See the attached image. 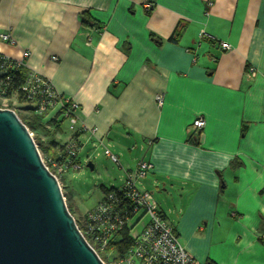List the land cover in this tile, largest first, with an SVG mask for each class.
<instances>
[{
	"label": "crops",
	"instance_id": "1",
	"mask_svg": "<svg viewBox=\"0 0 264 264\" xmlns=\"http://www.w3.org/2000/svg\"><path fill=\"white\" fill-rule=\"evenodd\" d=\"M5 33L14 45L0 38V54L29 52L25 69L97 129L58 143L53 108L43 151L75 137L80 152L109 149L122 171L151 163L142 186L166 194L157 206L197 264H264V0H0Z\"/></svg>",
	"mask_w": 264,
	"mask_h": 264
},
{
	"label": "built area",
	"instance_id": "2",
	"mask_svg": "<svg viewBox=\"0 0 264 264\" xmlns=\"http://www.w3.org/2000/svg\"><path fill=\"white\" fill-rule=\"evenodd\" d=\"M148 7H152V4ZM201 36L206 37L204 33ZM0 38L14 45L9 34H2ZM221 47L223 50L231 49L226 42H222ZM2 56L0 61L2 108L0 109H9L10 102L16 107L15 105L19 103L18 96H22L24 100L22 106H31L39 115H45L51 109L58 107L62 119L69 120V130L72 133L89 131L93 136L96 135V128L79 125V105L60 94L42 75L26 70L23 84L13 88L9 72L25 68L23 59L28 58L29 52H23L21 60ZM248 75L254 77L256 70L250 69ZM8 93L11 94L10 97L7 96ZM156 100L158 105L162 106L164 95H157ZM205 126V119L199 117L193 121L191 128L201 131ZM80 151L81 145L73 137L66 145V155H61L60 151L58 157L47 158V163L42 159L47 169L60 183L66 172L80 169ZM104 154L120 166L118 157L109 149L105 148ZM152 169L151 163L141 161L134 169L124 171V182L117 187L118 191L103 195L98 205L83 217V231H80L97 255L102 253L106 256V262L100 258L105 264H197L181 244L173 226L159 210L153 192L142 186L143 180ZM262 237L264 239V233ZM130 239L131 245L120 256L116 251L117 245L111 243Z\"/></svg>",
	"mask_w": 264,
	"mask_h": 264
},
{
	"label": "water",
	"instance_id": "3",
	"mask_svg": "<svg viewBox=\"0 0 264 264\" xmlns=\"http://www.w3.org/2000/svg\"><path fill=\"white\" fill-rule=\"evenodd\" d=\"M0 264H105L69 212L34 137L9 109H0Z\"/></svg>",
	"mask_w": 264,
	"mask_h": 264
},
{
	"label": "rangeland",
	"instance_id": "4",
	"mask_svg": "<svg viewBox=\"0 0 264 264\" xmlns=\"http://www.w3.org/2000/svg\"><path fill=\"white\" fill-rule=\"evenodd\" d=\"M22 105L23 104L20 105L17 103L15 106L20 107ZM70 132L69 120L65 119L62 130H57L59 135V138H57L58 143L65 142V137H67ZM39 133H41V131H36L34 135ZM31 135L34 137L33 133H31ZM40 154L42 153L40 152ZM79 159L80 169L69 170L64 174L63 180L60 181L62 191L67 195L68 199L72 202L71 194L75 197L74 201L79 207L75 213L76 218H79L81 214H86L98 205L104 195L102 187L111 188L114 185L119 187L124 182V171L107 158L102 149L85 148V150L80 152ZM89 161L94 164L93 170L87 167ZM148 181L149 178L144 180L146 183H148ZM149 190L153 192L155 202L159 207H162L164 205L163 198L166 201V194L164 195L163 192L156 188ZM167 200L169 202L171 201L169 198H167Z\"/></svg>",
	"mask_w": 264,
	"mask_h": 264
},
{
	"label": "trees",
	"instance_id": "5",
	"mask_svg": "<svg viewBox=\"0 0 264 264\" xmlns=\"http://www.w3.org/2000/svg\"><path fill=\"white\" fill-rule=\"evenodd\" d=\"M82 22H83V24H86V25L96 24V23H92V21L89 18L85 17V14L82 17ZM179 36H180V31L177 30L169 38V40L171 42H175L178 39ZM2 57H3L2 54H0V61H1ZM25 72H26L25 68H19V69H17V71L14 70V71H10L9 72V74L12 77L13 88H18L19 86H21L23 84L24 79H25ZM10 95L11 94L8 93L7 96L10 97ZM18 101H19V104H23L24 103L23 97L22 96H18ZM1 105H2V101L0 100V108H2ZM9 109H12V110H14L16 112V114L18 115V117L21 120V122L28 128V130L31 133H35L36 131H40V130H42L44 128L43 115L36 114L35 111H34V108H32L31 106L24 105V106H20V107H16L15 108L13 106V104L10 102L9 103ZM34 140H35V142L38 145L39 151L42 153L41 155L43 156V159H44L45 163H47L46 162L47 158H56V156L58 157L57 154L60 151H61V155H63V156L66 155L65 149H66V145L67 144L59 146L58 143L50 142L49 144H47L46 150L43 151L44 148L41 147V145L39 144V139H38L37 135H34ZM61 180H63V178ZM117 189L118 188L115 187V186H112L111 188L102 187L104 195L106 193H108V192L118 191ZM63 194H64V197H65L69 212L75 218L78 228L81 231H83L82 220H83V217H84L85 214H83V215L81 214V216L79 218H76L75 217V213L78 210V207L68 199L67 195H65L64 192H63ZM111 244H116L117 245L116 251L121 256V255H123L126 252L127 248H129V246L131 245V239L130 240H124V241H121L119 243L112 242ZM98 255L100 256V258L104 262H106L107 258H106V256L104 254L98 253Z\"/></svg>",
	"mask_w": 264,
	"mask_h": 264
}]
</instances>
